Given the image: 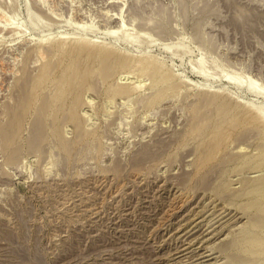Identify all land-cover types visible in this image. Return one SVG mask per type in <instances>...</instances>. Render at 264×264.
Listing matches in <instances>:
<instances>
[{
  "label": "rangeland",
  "instance_id": "1",
  "mask_svg": "<svg viewBox=\"0 0 264 264\" xmlns=\"http://www.w3.org/2000/svg\"><path fill=\"white\" fill-rule=\"evenodd\" d=\"M262 158L264 0H0V264H264Z\"/></svg>",
  "mask_w": 264,
  "mask_h": 264
},
{
  "label": "bare ground",
  "instance_id": "2",
  "mask_svg": "<svg viewBox=\"0 0 264 264\" xmlns=\"http://www.w3.org/2000/svg\"><path fill=\"white\" fill-rule=\"evenodd\" d=\"M98 60V59H97ZM116 65V64H115ZM99 66V65H98ZM100 67V66H99ZM49 68V67H48ZM109 68V67H108ZM145 67H143V69H144ZM53 69H55V68H52V71H53ZM77 69V68H76ZM48 70V69H47ZM103 70V69H102ZM110 70V69H109ZM92 71V70H91ZM112 71V70H111ZM138 71V70H137ZM108 70L107 71H104L103 73H101V75H106V74H108ZM49 73V71L46 73V74H48ZM96 73V72H95ZM97 74V73H96ZM95 75V74H94ZM229 80V82L230 81H232V78H228ZM29 80V79H28ZM100 80V79H99ZM107 80V79H106ZM105 80V81H106ZM160 80V79H159ZM40 81H42V80H40ZM29 83V82H28ZM158 83V82H157ZM28 85V84H27ZM31 85V84H30ZM67 85V83L66 82H62L61 83V85L59 86V89H58V91L56 92V94L53 96V102H55L56 100H58V99H61V97H62V94H64V87ZM35 86V85H34ZM116 86V85H115ZM117 87V86H116ZM55 88V87H54ZM118 88V87H117ZM24 89V88H23ZM28 89V88H27ZM29 90V89H28ZM27 90V91H28ZM61 91H62V93H61ZM118 91V90H117ZM119 93H121V91L119 92ZM63 99V98H62ZM210 99V98H209ZM202 100V99H201ZM205 100V99H204ZM204 100H202V101H200V102H204ZM210 101V100H209ZM26 102V101H25ZM26 104V103H25ZM205 104V103H204ZM208 104V103H207ZM207 104H205V105H207ZM43 105V104H42ZM204 105V106H205ZM214 105V104H213ZM203 106V105H202ZM203 106V107H204ZM70 108V107H69ZM205 108V107H204ZM214 110H215V108H213ZM217 109V108H216ZM48 110V109H47ZM208 110V109H207ZM211 110H212V108H211ZM210 110V111H211ZM198 112V111H197ZM206 112V111H205ZM47 113V112H46ZM76 113V112H75ZM211 113V112H210ZM197 114V113H196ZM202 114V113H201ZM41 115V114H40ZM210 115V114H209ZM54 116V115H53ZM196 117H195V120H194V123L195 124H192V126L194 127L193 129H194V131L195 132H201V130L203 131L204 130V128L206 127L205 126V124L204 123H202V122H204V120L206 119H208L207 118V116L205 117V119L203 118V117H200L199 115H195ZM203 116V115H202ZM35 119V118H34ZM40 119V118H39ZM194 119V118H193ZM41 123V122H40ZM76 124V123H75ZM51 126V125H50ZM76 126H77V124H76ZM219 127V126H218ZM44 128V127H43ZM41 130V129H40ZM221 130V129H220ZM81 131V130H80ZM218 131V130H217ZM220 132V131H219ZM248 132V131H247ZM41 133V132H40ZM191 134V133H190ZM258 135V134H257ZM244 136V135H243ZM239 137H242V136H239ZM236 139V138H235ZM194 140V139H193ZM260 157V156H259ZM263 160H260V161H258L257 162V164H259V163H262V162H264V158H262ZM257 191L255 190L254 192V194H255V211H256V221H255V225L257 226V227H259L260 225H262V224H264V182L263 183H259V185H258V187H257ZM260 189V190H259ZM252 237V236H251ZM243 240V239H242ZM248 240H250L249 238H248ZM245 241V240H244ZM251 242V245H253V247H259V248H263V250H264V241L261 239V238H256V240L255 241H250Z\"/></svg>",
  "mask_w": 264,
  "mask_h": 264
}]
</instances>
